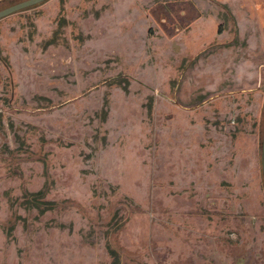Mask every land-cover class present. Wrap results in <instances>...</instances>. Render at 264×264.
<instances>
[{
	"label": "rangeland",
	"instance_id": "obj_1",
	"mask_svg": "<svg viewBox=\"0 0 264 264\" xmlns=\"http://www.w3.org/2000/svg\"><path fill=\"white\" fill-rule=\"evenodd\" d=\"M0 49V264H264V0H46Z\"/></svg>",
	"mask_w": 264,
	"mask_h": 264
},
{
	"label": "water",
	"instance_id": "obj_2",
	"mask_svg": "<svg viewBox=\"0 0 264 264\" xmlns=\"http://www.w3.org/2000/svg\"><path fill=\"white\" fill-rule=\"evenodd\" d=\"M46 0H18L2 9H0V18H3L7 15L15 13L17 11L29 8L38 3L44 2Z\"/></svg>",
	"mask_w": 264,
	"mask_h": 264
},
{
	"label": "trees",
	"instance_id": "obj_3",
	"mask_svg": "<svg viewBox=\"0 0 264 264\" xmlns=\"http://www.w3.org/2000/svg\"><path fill=\"white\" fill-rule=\"evenodd\" d=\"M63 19H64V18H63ZM62 25H63V22L60 21V22H59V27H61ZM50 42H51V43H54V42H55L54 38L51 39ZM50 42H49V43H50ZM0 52H1V49H0ZM116 78H117V77H116ZM116 78H115V79H116ZM125 88H127V85H125ZM103 111H104V115H106V114H107L106 109H103ZM41 193H43L42 190H40V191H38V192H35V193H33V194H35V195H39V194H41ZM40 203L44 204L42 210L47 209V208H52L53 205L55 204V202H53L52 200H40ZM11 227H12V226H11ZM9 231H11V228H10ZM113 251H114V250H113Z\"/></svg>",
	"mask_w": 264,
	"mask_h": 264
}]
</instances>
